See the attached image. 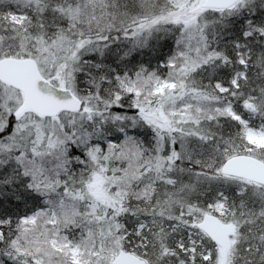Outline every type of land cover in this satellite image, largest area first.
I'll return each mask as SVG.
<instances>
[{"label": "snow or ice", "instance_id": "6c2138e0", "mask_svg": "<svg viewBox=\"0 0 264 264\" xmlns=\"http://www.w3.org/2000/svg\"><path fill=\"white\" fill-rule=\"evenodd\" d=\"M0 264H264V0H0Z\"/></svg>", "mask_w": 264, "mask_h": 264}]
</instances>
